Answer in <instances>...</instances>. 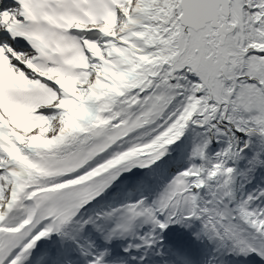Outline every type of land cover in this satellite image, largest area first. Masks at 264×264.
I'll return each instance as SVG.
<instances>
[{
    "label": "snow or ice",
    "instance_id": "snow-or-ice-1",
    "mask_svg": "<svg viewBox=\"0 0 264 264\" xmlns=\"http://www.w3.org/2000/svg\"><path fill=\"white\" fill-rule=\"evenodd\" d=\"M261 173L264 0H0V264H264Z\"/></svg>",
    "mask_w": 264,
    "mask_h": 264
},
{
    "label": "rangeland",
    "instance_id": "rangeland-1",
    "mask_svg": "<svg viewBox=\"0 0 264 264\" xmlns=\"http://www.w3.org/2000/svg\"><path fill=\"white\" fill-rule=\"evenodd\" d=\"M193 140H194V132H192V136H191V138L189 139V141H188V144H187V146H186V149H185V151L183 152V156L185 155V152H190V150H191V146H192V143H193ZM187 153V154H188ZM183 156H182V158L181 159H177V161H182V159H183ZM177 161H175V162H177ZM174 162V163H175ZM174 166V165H173ZM175 167V166H174ZM175 168H178V167H175ZM165 175L166 176H168L169 174L168 173H165ZM122 200V201H121ZM124 197L122 196V199H117V201L115 202L116 204L115 205H119L120 203H123L124 201ZM119 201V202H118ZM121 201V202H120Z\"/></svg>",
    "mask_w": 264,
    "mask_h": 264
},
{
    "label": "bare ground",
    "instance_id": "bare-ground-1",
    "mask_svg": "<svg viewBox=\"0 0 264 264\" xmlns=\"http://www.w3.org/2000/svg\"><path fill=\"white\" fill-rule=\"evenodd\" d=\"M192 130L191 129H189L186 133H185V137H184V147L182 148V150H181V154L179 155V157L178 158H176V159H179V158H182V156H183V152L185 151V149H186V146H187V144H188V141H189V139L191 138V136H192ZM175 160V159H174ZM109 197H110V195H109ZM108 197V198H109ZM205 262L206 261H202L201 262V264H205Z\"/></svg>",
    "mask_w": 264,
    "mask_h": 264
},
{
    "label": "trees",
    "instance_id": "trees-1",
    "mask_svg": "<svg viewBox=\"0 0 264 264\" xmlns=\"http://www.w3.org/2000/svg\"><path fill=\"white\" fill-rule=\"evenodd\" d=\"M206 251H208V250H206Z\"/></svg>",
    "mask_w": 264,
    "mask_h": 264
}]
</instances>
